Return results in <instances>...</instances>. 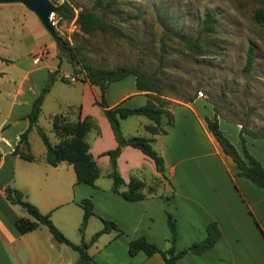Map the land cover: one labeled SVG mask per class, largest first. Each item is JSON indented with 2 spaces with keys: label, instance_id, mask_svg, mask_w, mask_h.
<instances>
[{
  "label": "crops",
  "instance_id": "0c3cea01",
  "mask_svg": "<svg viewBox=\"0 0 264 264\" xmlns=\"http://www.w3.org/2000/svg\"><path fill=\"white\" fill-rule=\"evenodd\" d=\"M7 50L0 44V59L5 58L3 53ZM49 59L41 67L26 72L16 85L13 101L0 115V264H75L79 259L78 256L77 260H66V249L55 241L49 229H44L45 225L27 233L17 228L15 220L25 218L34 221L25 209L26 212L7 200V189L20 173V184L16 182L14 188L21 191L41 213L55 219L63 197H68L71 189L79 202L84 197H92L97 214L93 217L117 224L123 233L119 235L112 231L101 235L99 239L104 240L102 247L91 253L100 264H164L160 254L148 257L139 252L131 257L128 246L132 239L144 235L159 248L168 249L171 232L167 211L177 221V250L205 239L207 225L211 222H216L222 232V238L209 251L202 255H186L177 264H264V188L238 176L236 163L223 151L209 129L207 119L213 120L216 112L203 101L167 107L174 123L168 125V118L163 115L162 126L167 130L166 134L148 133L145 127L151 124V120L145 116L135 115L121 121L125 138L144 136L153 139V147L165 158L167 165L166 179L157 170L155 162L141 150L123 147L117 159V170L124 180L120 191L126 190L132 179L138 180L144 185L141 192L145 195L140 201H128L113 190V179L109 176L111 159L106 153L119 144L103 108L96 103L98 90L82 79L83 76L77 78L78 73L71 81L66 76H57L44 98L37 125L48 135L47 131L53 130L55 115L64 114L76 120L79 111L81 119L86 116L95 119L97 128L89 133L88 141L90 153L100 171L96 185L78 183L76 173H71L73 165L65 162L58 166L48 164L46 152L42 158L36 157L32 153L30 139L31 134L37 132L36 127L29 133L34 160L14 154L21 134L30 127L29 114L34 100L50 74L58 70ZM61 77L67 80L71 90L53 97V89ZM147 101L148 93L137 88L133 75L112 83L106 92V103L110 108L135 109L143 107ZM134 118L138 124L130 128V120ZM218 119L224 135L241 152L242 125L225 121L220 116ZM244 137L248 150L264 167V137L246 133ZM49 139L54 145L58 143L57 137ZM101 177L111 180L109 187L104 189L99 185ZM99 190L103 191L101 196L97 193ZM78 192H81L79 196ZM68 221L72 223L70 218Z\"/></svg>",
  "mask_w": 264,
  "mask_h": 264
},
{
  "label": "rangeland",
  "instance_id": "374dc122",
  "mask_svg": "<svg viewBox=\"0 0 264 264\" xmlns=\"http://www.w3.org/2000/svg\"><path fill=\"white\" fill-rule=\"evenodd\" d=\"M50 1L57 7L68 2L77 13L83 8L94 9L109 23V32L83 34L76 19H61L55 13L51 23L56 40L24 4H0V44L8 49L3 53L5 58L0 59V115L13 101L16 85L26 72L41 67L50 58L58 67V75L70 81L76 76L73 62L78 71L83 62L106 68L137 66L160 84L162 98L169 101L168 107L203 101L223 120L241 124L247 135L264 134V21L256 16L259 10L264 11V0H104L98 7L97 0ZM210 10L217 13V32L201 34L204 14ZM189 39H199L204 51L200 54L191 51ZM65 40L76 53L75 59L63 48ZM250 47L254 60L248 68ZM40 53L43 61L36 62ZM78 74L77 78L83 76ZM70 90L69 83L58 80L53 97ZM130 121V128L138 124L135 118ZM47 133L52 140L56 138L53 130ZM30 139L32 153L42 158L46 146L38 132L34 131ZM71 173L75 175L74 170ZM16 180L11 182V187L16 182L20 184L21 173ZM110 184L106 177L99 180L104 189ZM97 193L101 196L103 191ZM88 198L93 201L92 197ZM80 202L70 189L55 219L51 217L56 227L76 244L83 238L80 226L84 210ZM102 226L100 217L89 219L85 240L90 241ZM103 243L99 239L89 253L96 252ZM62 247L68 253L66 260L78 259L77 251L65 244Z\"/></svg>",
  "mask_w": 264,
  "mask_h": 264
},
{
  "label": "trees",
  "instance_id": "16d2710c",
  "mask_svg": "<svg viewBox=\"0 0 264 264\" xmlns=\"http://www.w3.org/2000/svg\"><path fill=\"white\" fill-rule=\"evenodd\" d=\"M103 1L104 0H97L95 6H100ZM56 14L59 15L61 19H76V23L83 34H92L96 31L107 33L110 29V25L104 16L96 13L94 9L83 8L76 13L68 2H63L57 7ZM256 16L259 20L264 21L263 10H259ZM217 22V13L215 11L210 10L205 12L200 33L207 35L215 34L217 32ZM64 43L65 47L63 46V48L68 49L71 52L72 59H75L76 53L73 52V48L69 45V42L65 40ZM187 44L190 50L196 54H200L204 51L203 43L199 39H189ZM253 60V48L250 47V51L248 52V68L252 67ZM81 65L82 69L78 71L76 63L73 62L74 72L82 73V79L89 81L98 90L99 95L96 99V103L103 108L104 114L108 118L119 144L116 149L106 153L111 159L112 170L109 176L113 179V190L122 195V197L128 201L143 200L145 195L141 190L144 185L138 180L132 179L128 184L127 189L120 191V188L124 185V180L117 170V159L120 156L123 147L132 146L141 150L155 162L157 170L166 179L168 178L167 165L165 158L153 147V139L144 136L125 138L121 129V121L135 115L145 116L151 120V124L145 127L148 133L151 135L166 134L167 130L162 126L163 115L168 118V125L171 126L174 123L173 116L167 109L169 101L162 98L164 93L160 84L155 81L153 76L143 72L137 66L124 64L113 68H106L99 65H91L87 62H83ZM58 72L59 70L50 74L48 82L43 87L40 95L34 100L32 110L29 114L30 127L27 131L21 134L20 140L15 146L14 154H20L21 157L26 160H34V156L31 154L29 133L34 127H36L37 132L47 149L45 157L46 162L52 166H58L63 162L73 165L78 183L95 186L100 171L98 164L90 153V144L88 141L89 133L97 128L95 119L92 116H86L81 119L79 111H77L76 120H72L64 114L55 115L52 119V129L58 139V143L55 145L52 144L44 130L37 125L44 98L51 90L55 79L58 76ZM130 75L136 77L137 88L142 92L148 93V101L146 105L135 109L122 106L110 108L106 103L107 89L112 83L121 81ZM61 80L67 82L64 77H61ZM218 116L219 115L216 114L213 120L207 119L208 126L223 148V151L236 163L238 167V176L250 180L258 187L264 188V167L248 150L243 127L241 130L240 152L220 129ZM259 137H264V134ZM7 200L12 204L21 206L34 218V221L25 218L15 220L14 223L20 232L27 233L35 230L39 225H45L56 242L65 244L78 252L79 259L75 264H100L89 253L90 247L103 234L112 231H117L118 234L123 233L115 222L101 219L103 222V228L96 232L90 241L85 240L84 235L89 219L95 215L94 203L90 198H84L80 202V206L84 210L83 221L80 226V232L83 238L80 244H76L69 240L63 232L56 227L51 216L49 214L41 213L39 208L28 201L24 194L18 189L9 187L7 189ZM167 222L171 232L169 238L170 247L168 249L159 248L156 244L150 242L144 235H141L129 242V255L133 257L139 252H144L148 257H151L155 254H160L164 260V264H177V262L186 255H202L206 253L222 238V232L219 225L216 222H211L207 225V236L205 239L196 241L182 250H177V221L169 211H167Z\"/></svg>",
  "mask_w": 264,
  "mask_h": 264
},
{
  "label": "water",
  "instance_id": "95a60500",
  "mask_svg": "<svg viewBox=\"0 0 264 264\" xmlns=\"http://www.w3.org/2000/svg\"><path fill=\"white\" fill-rule=\"evenodd\" d=\"M12 3L24 4L39 18L44 28L50 33V35L57 40L56 30L51 23L52 15L57 12V6L50 0H0V4Z\"/></svg>",
  "mask_w": 264,
  "mask_h": 264
},
{
  "label": "built area",
  "instance_id": "2783aa9c",
  "mask_svg": "<svg viewBox=\"0 0 264 264\" xmlns=\"http://www.w3.org/2000/svg\"><path fill=\"white\" fill-rule=\"evenodd\" d=\"M75 12L77 13V11H75ZM53 15H54V14H53ZM53 15H52V16H53ZM42 57H43V54L40 53V54H39V57L36 59V62L41 61V60H42ZM72 80L74 81V80H76V78H73Z\"/></svg>",
  "mask_w": 264,
  "mask_h": 264
}]
</instances>
